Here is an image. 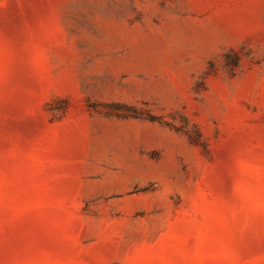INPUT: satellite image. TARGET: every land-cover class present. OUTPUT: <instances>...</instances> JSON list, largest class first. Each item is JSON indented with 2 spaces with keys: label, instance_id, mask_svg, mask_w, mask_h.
<instances>
[{
  "label": "rangeland",
  "instance_id": "rangeland-1",
  "mask_svg": "<svg viewBox=\"0 0 264 264\" xmlns=\"http://www.w3.org/2000/svg\"><path fill=\"white\" fill-rule=\"evenodd\" d=\"M0 264H264V0H0Z\"/></svg>",
  "mask_w": 264,
  "mask_h": 264
}]
</instances>
